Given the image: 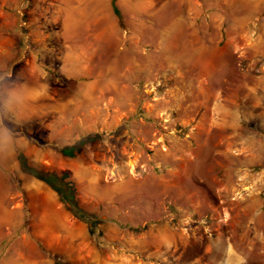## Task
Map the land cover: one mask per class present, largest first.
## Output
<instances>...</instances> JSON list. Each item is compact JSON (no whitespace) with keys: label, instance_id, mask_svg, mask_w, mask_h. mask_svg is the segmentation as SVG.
I'll return each instance as SVG.
<instances>
[{"label":"rangeland","instance_id":"1","mask_svg":"<svg viewBox=\"0 0 264 264\" xmlns=\"http://www.w3.org/2000/svg\"><path fill=\"white\" fill-rule=\"evenodd\" d=\"M115 3L0 0V264H264L260 0Z\"/></svg>","mask_w":264,"mask_h":264},{"label":"clouds","instance_id":"2","mask_svg":"<svg viewBox=\"0 0 264 264\" xmlns=\"http://www.w3.org/2000/svg\"><path fill=\"white\" fill-rule=\"evenodd\" d=\"M9 76L7 71L0 72V161H11L15 165V157L28 148V143L8 123L19 127L30 121L37 115L33 108L41 96L32 83L23 78L11 80ZM234 264H244L243 257L238 255Z\"/></svg>","mask_w":264,"mask_h":264},{"label":"trees","instance_id":"3","mask_svg":"<svg viewBox=\"0 0 264 264\" xmlns=\"http://www.w3.org/2000/svg\"><path fill=\"white\" fill-rule=\"evenodd\" d=\"M112 1V8H113V11L118 15V16H120V12H119V9H118V7H117V5H116V3H115V0H111ZM21 157V156H20ZM47 175H51V176H55L56 178L55 179H57V180H60L61 179V177H59V176H56V174H47ZM50 184L54 187V188H56L55 187V185H53V183H51L50 182ZM74 215L75 216H77L79 219H87L86 217H85V212L83 211V210H81V209H79V214H77V212H74Z\"/></svg>","mask_w":264,"mask_h":264},{"label":"crops","instance_id":"4","mask_svg":"<svg viewBox=\"0 0 264 264\" xmlns=\"http://www.w3.org/2000/svg\"><path fill=\"white\" fill-rule=\"evenodd\" d=\"M264 12V0H260V14ZM68 18H66V26L69 24ZM71 24V23H70Z\"/></svg>","mask_w":264,"mask_h":264}]
</instances>
